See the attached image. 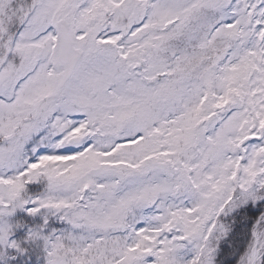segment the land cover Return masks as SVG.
I'll list each match as a JSON object with an SVG mask.
<instances>
[{
    "label": "snow or ice",
    "instance_id": "6c2138e0",
    "mask_svg": "<svg viewBox=\"0 0 264 264\" xmlns=\"http://www.w3.org/2000/svg\"><path fill=\"white\" fill-rule=\"evenodd\" d=\"M0 264H264V0H0Z\"/></svg>",
    "mask_w": 264,
    "mask_h": 264
}]
</instances>
